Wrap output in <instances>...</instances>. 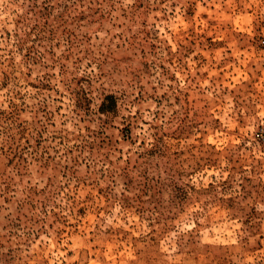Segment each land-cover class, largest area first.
Returning a JSON list of instances; mask_svg holds the SVG:
<instances>
[{"label":"rangeland","instance_id":"374dc122","mask_svg":"<svg viewBox=\"0 0 264 264\" xmlns=\"http://www.w3.org/2000/svg\"><path fill=\"white\" fill-rule=\"evenodd\" d=\"M0 264H264V0H0Z\"/></svg>","mask_w":264,"mask_h":264},{"label":"trees","instance_id":"16d2710c","mask_svg":"<svg viewBox=\"0 0 264 264\" xmlns=\"http://www.w3.org/2000/svg\"><path fill=\"white\" fill-rule=\"evenodd\" d=\"M104 100H110V102H111V97L110 96H105L103 98V101L100 102V105H99V111H100V113H106V112H109L110 111L109 110L110 108H107V106H105ZM111 103L113 104V102H111Z\"/></svg>","mask_w":264,"mask_h":264}]
</instances>
